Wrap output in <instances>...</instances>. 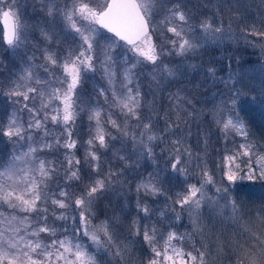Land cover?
Returning a JSON list of instances; mask_svg holds the SVG:
<instances>
[{"label":"snow or ice","instance_id":"obj_1","mask_svg":"<svg viewBox=\"0 0 264 264\" xmlns=\"http://www.w3.org/2000/svg\"><path fill=\"white\" fill-rule=\"evenodd\" d=\"M44 3L49 5L43 9L46 14L53 18L59 15L66 28L75 34L78 38V48L70 49L62 58L45 49L43 56L45 63L40 67L49 78L41 79L34 75L29 65L18 81L12 82V86L4 93L14 104L23 102L20 110H27L30 118L27 122L21 123L15 115L9 117L6 124L0 123V137H6L14 143L29 142L33 141V133H38L41 142L38 146L29 143L26 152L13 155L6 164L0 165V208L6 205L14 212L26 214L20 220L16 215L4 217L8 223L16 222L19 226L0 230V264H97L95 255L82 243V237H88L97 252L103 250L105 254L111 253L118 262L128 264L126 258L130 251L127 245L118 242L115 218L105 220L95 227L91 225L94 202L119 175L109 169L106 176L100 177L103 154L101 150H107L110 141L117 139L106 131L105 124H110L116 129L120 137L132 141L138 159L145 156L154 159L153 143L162 140L163 136L153 131L151 119L148 123L141 122L139 109L143 94L139 83L140 73L136 70L138 67L151 66V71L147 75L151 77L152 82L159 85L161 82L159 78L167 79L177 75V69L163 64L162 56L171 55L173 52L177 56L195 54L203 44L201 38L194 34V27L189 23V18L178 5L169 9L159 25L154 26L152 21L156 14V0H103L102 4H94L93 0H64L63 6H60L58 0H44ZM0 20L4 25L3 39L9 46L18 47L24 43L26 25L20 16L18 0H0ZM199 27L204 40L215 41L218 39L217 34L224 31L222 26H216L208 20L202 21ZM157 28L160 29V35L164 40L171 45L167 51L163 45L153 42L152 34ZM247 31L249 35L264 37V30H258L255 26ZM167 33H171V37ZM42 35L48 43H52L51 35L48 33ZM56 70L61 71L62 76L57 77ZM98 70L102 71L103 78L107 79L110 86L113 97L111 106L120 109L124 122L120 123L113 119L110 113L102 114L101 108L89 109L87 117L90 123L89 139L82 145L85 146L84 164L97 175L89 176L79 195L70 193L66 188H59L57 193H53L48 187V181L52 176L58 175L60 169L64 170L66 181L79 182L82 179L81 160L75 155L78 140L73 137L76 121L85 109L77 103L79 99L77 89L82 85L87 73ZM208 73L215 77L214 69H208ZM117 81L120 84L119 90L115 87ZM222 82L229 94L226 99L221 100L219 106L213 107L212 116L224 133L225 139L229 132H234L245 139V143L238 145L237 155L249 157V160L244 162L249 168L248 178L253 179L255 174L251 154L260 146L247 142L249 133L236 109L237 98L241 97L242 93L239 89L231 91L236 84L235 74ZM33 83L40 87L32 86ZM54 84H58L59 87H52ZM49 88L50 92L47 91ZM108 90L99 89V95L105 98V102H108L106 95ZM45 95L48 96L49 103L42 104L41 109L27 103L30 99ZM53 101H59V104L52 103ZM186 102L192 103L191 100ZM130 119L138 121L135 126L140 129L138 135L135 130L129 129L127 122ZM165 119H168L167 116ZM180 119L177 112V120ZM49 124L60 127L61 134L54 136ZM179 127V123L169 121L164 132H171ZM183 139L171 141L168 163L172 172H177L187 179V169L181 166V158L187 153L191 159V152L182 147ZM53 148L64 150L59 167L55 160L46 161L36 157L37 152ZM119 159L126 158L120 156ZM226 159L232 161L235 157L229 156ZM258 163L259 175L264 178V156L258 157ZM21 164L25 167H21ZM236 167L238 170L239 165ZM224 177L229 184H235L237 179L231 167L224 172ZM213 184H215L213 175L204 167L201 168L199 186L188 184L183 193H176L175 199L166 196V199L172 200L171 211L177 213L174 220L181 219L179 212L187 211L195 231H201L198 221L202 203L211 202V198H206L204 189ZM135 192L137 214L143 213L141 219L150 215L148 206L141 203L142 196L166 195L160 180L153 173L137 182ZM216 193L227 199L229 188L217 187ZM231 206L235 212L237 210L235 199L231 200ZM70 208L77 214L69 217L67 210ZM56 209L65 211L57 214ZM49 215L62 221L71 219L73 223L71 237L58 236V229L48 223ZM251 223L257 231L248 230L243 235L254 239L255 245L248 244L247 240L243 242L237 240L231 245L224 243L217 249V259L226 254L229 264H264V207L258 209L252 216ZM67 231L65 228L64 233ZM131 231L133 235L142 237L153 253L147 264H207L206 256L210 254L207 246L204 251L196 249V255L191 251L178 249L172 242L182 241L184 237L174 231H168L163 248L157 247V236L161 234L154 225L144 224L141 227L139 222L134 220ZM41 234L51 237L50 242L46 243Z\"/></svg>","mask_w":264,"mask_h":264},{"label":"rangeland","instance_id":"obj_2","mask_svg":"<svg viewBox=\"0 0 264 264\" xmlns=\"http://www.w3.org/2000/svg\"><path fill=\"white\" fill-rule=\"evenodd\" d=\"M173 1L175 2L173 5L180 3V0ZM164 2L168 5V0H156V14L153 16L152 21L154 26H158L161 18L166 15ZM183 2L186 9L184 13L186 14L187 11L186 16L189 18V23L194 27V34L201 38L203 46L195 54L188 53L185 56H177L173 52L171 55L162 56L163 64L177 69V75L167 79L159 78L161 80L159 85L152 82L151 77L147 75L151 71V66L137 68L136 71L140 73L139 83L143 94L139 115L142 118V123H148L149 119H151L153 131L163 136L162 140L153 143L154 152L157 151L161 154L160 158L163 159L167 152L166 140L171 138L172 141L173 137L171 136H174L173 132H164L167 123L176 119L177 112H179L180 117L188 118L187 121L190 124L194 123L190 127L178 131H181L182 136L187 137L188 144L185 148L189 150L193 149L191 159L189 158L185 164L186 167L190 166L189 169L193 168V172L187 173V179L182 176L184 179L180 181V186H182L183 191L186 190L188 184H197L199 186L200 172L201 168H203L201 165H205L203 162L204 153L216 152L224 146L225 152L235 157L232 161L225 158L224 163L222 161L214 162L211 164L212 168L207 169L209 174L213 175L215 184L208 185L204 189L206 198H211V202L202 203L200 220L198 221L201 225V231H195L187 211L181 212L182 215L187 213V217L183 219L185 220L184 222H181L182 220H179L177 223L172 222V226L168 229V231H174L177 235L184 237L182 241H173L172 245L174 247L183 249L185 252L191 251L193 255H196V249L204 251L205 246H207L210 253L206 256L207 264H229L226 254L220 259L216 258L218 247L224 243L231 245L237 240L241 242L247 240L248 244L255 245L256 241L249 239L243 233L248 230L252 232L257 231L252 227V216H254L258 209L264 207V178H261L259 175L260 165L258 163V157L264 156V37L249 35L247 31L252 26H255L258 30H264V0H184ZM58 3L60 6H63L64 0H58ZM93 3L102 4L103 0H93ZM196 3L200 4L198 8L200 18L194 17L198 13L194 10L196 9L194 8L196 7ZM18 4L21 19L26 25L24 30L26 39L24 43L18 47L9 46L3 39L4 28L0 20V123L5 124L8 122L9 117L13 115L21 123L27 122L30 118L27 110H20L23 102L14 104L4 95L12 86V82H17L29 65H31L34 75H38L41 79L49 78L40 66L45 63L43 60L45 49L55 54L57 50L50 48L49 43L44 39L42 34L48 33L51 37L54 34L56 40L63 42L61 44V50L63 51L58 54L61 58L70 49L76 50L78 48V38L66 28L61 17L59 15L55 18L50 17L43 10L49 7L48 4L44 3V0H18ZM192 10H194L193 13H191ZM205 20L210 21L216 26H222L224 30L221 34H217L218 39L215 41L203 39V33L199 25ZM196 21H198V24L195 25ZM171 35L168 34L169 37ZM152 37L153 42L163 45L166 51L171 48V45L160 35L159 28L152 34ZM240 41L246 45L244 54L246 62L242 61V57L237 50L234 60H227V66L225 65L224 68L221 66V68L228 70V74L230 75L235 74L236 84L235 88L231 90L235 91L239 89L242 93L241 97L237 98L236 109L239 111L240 118L244 121L245 128L249 133L247 142L260 146L256 148L254 154H251V163L255 174L253 179L248 178L249 168L247 163L244 162L248 161L249 157L237 155L238 145L245 143V139L239 135L237 140L228 141V136L234 134L232 132H229L225 139L224 133L214 122L212 116L211 111L213 107L219 105L222 99L227 98L222 94H218V88H220L218 81L215 80V84L214 77L208 73V69H214L216 76L217 68L206 65L204 70H199L212 56L213 53L211 52L213 51L210 50L218 49L224 54L225 48L228 45ZM254 47L259 48L254 51L252 50ZM206 52H209L207 57ZM234 52H236V49L232 53ZM255 54L257 58H254ZM216 58L217 56L214 57V59ZM195 74H198L196 78ZM55 75L60 77L62 76V72L56 70ZM205 75L209 76L207 83ZM32 86L40 87L34 83ZM52 87H59V85L54 84ZM115 87L117 90L120 89L119 81H117ZM101 88L109 89L106 93L108 102H105V98L99 95V89ZM47 91L50 92L51 88L47 89ZM77 93L79 94L77 103L85 109L76 121L73 137L78 140V149L84 140L86 142L89 139L90 124L87 118L89 109L98 107L103 110L102 114L110 113L112 117L123 116L122 114H118L116 106H111L113 105L111 101V98L113 99L112 92L107 79L103 78V73L100 70L94 73H87L82 85L77 89ZM180 96L181 100H183L181 102L180 99H177ZM164 98H169L165 105L163 102ZM211 99L212 101L215 100L210 102ZM187 100H191L192 103L188 104ZM176 101L177 103L180 102V105H177ZM27 103L29 106L35 105L37 109H41V105L48 104L49 100L47 95L43 97L37 96L36 99H30ZM52 103L59 104V101H53ZM208 113L209 116L207 117ZM166 116L167 120L165 119ZM24 117H26V120ZM118 122L121 123V120ZM127 123L130 130H138L137 132L139 133L140 129L135 127L137 122L130 119ZM49 128L54 136L61 134L60 127H54L49 124ZM88 128L89 131H87ZM166 134L170 137L166 136ZM116 137L119 138V143L120 140L123 141L125 139L120 137V133L118 132H116ZM40 142V134L33 133V141L27 142L25 149L23 141L14 143L10 142L6 137H0V148L3 145L7 147V151L0 154V158L3 160L0 161L1 165L6 164L13 155L26 152L29 143L33 146H38ZM128 142L130 146L133 145L130 139H128ZM77 149L75 150V155L78 158L80 153L78 154ZM121 149L123 150L121 147H116L114 151L117 150L119 152L117 153L121 155ZM105 151L108 154L109 147ZM63 153V149L57 150L53 148L52 150H45L41 154L37 152L36 157L46 161L55 160L57 167H59V162L63 160ZM135 155L137 156L136 151ZM136 158L140 164L152 160L146 156L139 159L137 156ZM160 158L157 159L160 160ZM217 158L222 160L218 155ZM105 162H108V160L103 156L100 172L109 168L105 165ZM237 165H239L238 170ZM20 166L25 167L24 164ZM108 166H110V163H108ZM229 167L232 168L237 176L235 184H229L224 177V172ZM85 173L92 177H96L97 175L96 173H92L86 164ZM172 173L173 175L177 174V172ZM84 174L82 175V182L86 184L88 181ZM58 176H63V179H65L63 169H60ZM65 182L62 187L58 184V190L59 188H66L67 191L70 190L68 185L70 186L72 181L69 182L65 179ZM217 187L229 188L227 199L221 198L222 194L216 193ZM121 189L122 186L118 188V190ZM127 191L128 194L123 196L109 191L103 193L106 202L103 208L100 207L101 203L97 204L98 199L94 202V215L91 218V225L95 227L105 220H113L115 218V232L117 233L118 242L121 245H127L130 251V255L126 258L128 264H147V260L153 256V253L151 251V254L147 256L142 255L148 244L143 242V240L139 241L138 236L133 235L131 231L132 222L134 220L139 222L140 218L134 211L137 203L135 187H127ZM233 199L236 200L237 204L235 212L231 206V200ZM177 208L179 210L178 206ZM149 210L151 215V208ZM0 213L3 214L0 215V230L19 226L16 222L10 224L4 219V217L14 215L13 212V214L7 211H0ZM22 218L17 216L18 220ZM69 223L73 227L72 220H69ZM49 225L53 226L54 224L49 223ZM55 227L57 226L55 225ZM168 231L162 233L163 238L157 236V247L163 248L164 238H166ZM65 235L71 237L72 234L65 233ZM50 240L46 241V243L50 242ZM82 243L89 252L95 255L97 264H109V261H111V264H124L123 261L118 262L115 260L111 256V253L105 254L103 250L97 252L88 237H82Z\"/></svg>","mask_w":264,"mask_h":264},{"label":"trees","instance_id":"obj_3","mask_svg":"<svg viewBox=\"0 0 264 264\" xmlns=\"http://www.w3.org/2000/svg\"><path fill=\"white\" fill-rule=\"evenodd\" d=\"M183 1L184 0H180L179 4L176 3L174 5H173V3H175V2L173 0H168V5H166V3H165L166 1H165L163 5L166 7V15H167L169 9H172L177 5L179 6L181 11L185 12L186 9H185ZM199 5L200 4L196 3V7H194V8H196L194 10H196L197 12H198V8L200 7ZM194 10H192L191 13H193ZM186 15H187V11H186ZM194 17L200 18V13L199 12L196 13V15ZM196 24H198V21L195 22V25ZM168 34H171V33H167V35ZM52 35H53L52 43H49V45H50V48L57 50L56 55L59 56L58 54H60V52L63 51V50H61L62 49L61 44L63 42H61V41L59 42L58 40H56V36L54 34H52ZM245 47H246L245 43L240 41L238 43H232L231 45H228L225 48L224 54L218 49L210 50V51H213V52H211V53H213L212 56L208 59V62L206 64H203L202 67L199 69V70H201V69L204 70L206 68V65L213 66V67L217 68L216 69L217 75L214 77V83L216 84V81H218V85L220 87V88H218V94H222L225 97H227V95L229 94L228 90L225 89L224 83L222 81L226 80V78H228L230 76V74H228V70H224L223 68L225 65L227 66V60H229V61L234 60L235 54L237 53V50L239 52V55L242 57V61L246 62V60L244 58V54H245V50H246ZM257 48H259V47H254V49H252V50L255 51V50H257ZM234 49H236V52L232 53L234 51ZM208 55H209V52H206V57ZM223 55H224V57H223ZM215 56H217L216 59H214ZM254 58H257L256 54L254 55ZM221 66H223V68H221ZM197 76H198V74H195V78ZM208 77H209L208 75H205L206 83L209 81ZM218 94H217V96L220 97ZM179 99H180V102L183 101V100H181V96L179 97ZM168 100H169V98L163 99L164 105L167 104ZM111 101L113 103L112 98H111ZM213 101H212V99L210 100V102H213ZM180 102L177 103V101H176L177 105H180ZM219 103H221V102H219ZM219 105H217V106H219ZM116 109H117L118 114L121 115L120 109L117 107H116ZM140 111L141 110H139V112ZM208 116H209V113H208L207 117ZM112 118L113 119L117 118V121L121 120V123L124 122V117H112ZM0 119H1V117H0ZM24 119L26 120V117H24ZM131 120H134L135 122L138 123V121L135 119H131ZM187 120H188V118L186 119L185 117H181L180 120H177V117H176V119L174 121L179 123L180 127H179V129H173L171 131L174 133L173 134L174 136H171V137H173L172 138L173 140L178 139V138H184V142L182 145V147H184V148L188 144V142L186 140L187 137L182 136L181 131L180 132H178V131L180 129H185L187 127H190L192 124H194V123L190 124ZM141 121H142V118H141ZM105 129L107 132H110L113 136H116L117 130L112 128L110 124H105ZM87 131H89V128ZM137 131L138 130H136V133L139 134ZM232 133H234V132H232ZM166 136L170 137L168 134H166ZM166 136H164V137H166ZM220 137H222V136H220ZM238 138H239V135L234 133V134H232V136H228V141L232 142L235 139L237 140ZM118 140H119V138L117 137V139L110 141L108 154L106 153L105 150H101L103 153L101 155V160L103 159V156H104L108 160V162H105V165H107V167H109V168L106 167L107 169H105L103 172H100V177L103 178L104 176H106L109 169H112L113 171L119 173V175L112 180L110 186L106 187V190L103 193H105V192L107 193V191H109V192L116 194V195H119V196L126 195V194H128L127 187L134 188L136 186L137 182L139 180H141L142 178L147 177L149 173H153L154 175H156L158 177V179L160 180L166 195H158L156 197H143V196L141 197V203L144 205H147L148 208H151V210H152V214L148 218L141 219V217L143 216L142 213H140L138 215L136 208L134 209V211L140 217L139 218V224L141 225V227L144 224H148L150 226L154 225L155 228L157 229L158 233H160L162 235L163 232L166 233L168 231V229L170 228L169 227L170 225L172 226V222L173 223L178 222V221L174 220V216L177 213H174L171 211L172 200L166 199V196H170V197H172V199H175L176 193H178V192L183 193L184 192L182 189V186H180V181H182L184 178L179 173H177L176 175H173V173L171 171V166L168 163L169 156H170L169 148H170L171 138H168L166 140L167 152H166L164 159L160 158L161 154H159L156 151V152H154V159H152L150 162H146L144 164H140L139 161L137 160V158H136L137 156L135 155L133 145L130 146L127 138H125L123 141L120 140V143L118 142ZM23 143L25 144V149H26V143L27 142L23 141ZM84 144H85V140L80 144L79 148L77 149L78 154L80 153L78 158L81 160V165H80L81 176L85 173V164H84L85 147L82 146ZM116 147L123 148V150L121 149V155L118 154L119 152L117 150L114 151V149ZM4 151L5 152L7 151L6 145H3L0 148V154H2ZM189 151L192 153L193 149H190ZM42 152H38V153L41 154ZM217 155L220 156L222 158V160H219L217 158ZM120 156H124L126 159L121 160V159H119ZM229 156L230 155L225 152V147L223 146L220 150H217L216 152L204 153L203 154V160H204L203 162L205 165H201V166L203 168L206 167L207 169L212 168V166H211L212 163L217 162V161H222L224 163L225 158L229 157ZM157 158H160V160H158ZM188 159H189V156L186 153L181 158V166L186 167L185 164H186V161ZM0 161H3V160L0 158ZM108 163H110V166H108ZM1 164L2 163H0V165ZM189 167L190 166L186 167L187 173L193 172V168L189 169ZM84 175H85L86 180L88 181L89 176L86 175V173ZM64 183H66V182H65V179H63V176L54 175L48 181V187L51 189L52 192L57 193L58 192V184H59V186L62 187ZM84 186H85V184H83L82 179L79 182L72 181V184L70 186L68 185V188L70 189L68 191L70 193L75 194V195H79L80 192L83 190ZM121 186H122V189L118 190V188ZM103 193L101 195H99L98 200H97V204L99 205L101 203L100 207H102V208H103L104 203L106 202L104 200V194ZM51 210H52V208H51V205L49 203V211L51 212ZM0 211H7L10 214L13 212L14 215H16L18 217H23V215H26L24 213L14 212L13 210L8 209L6 205L4 206V208H0ZM56 211H57V214H59L60 211H65V210L56 209ZM67 212H68L69 217L73 216V214H76V212L71 208L68 209ZM177 212H179L178 208H177ZM161 213H163V215H161ZM179 214L181 217L180 220H182L181 222H184L185 220H183V219L187 217V213L186 214L184 213V215H182L181 212H179ZM69 220H71V219H69ZM69 220L68 221L57 220L54 216L49 215L48 223L54 224L53 225L54 227L56 225L57 227H55V228L58 229V236L62 237L63 235H65V233H64L65 227L68 229L67 234H72V226H71V223H69ZM161 235H158V236H161ZM41 238L45 242L51 239V237H48L47 234H41ZM138 238H139V241L143 240L142 237H138ZM148 254H151V249L149 248V246L146 249H144L142 255L147 256Z\"/></svg>","mask_w":264,"mask_h":264},{"label":"water","instance_id":"obj_4","mask_svg":"<svg viewBox=\"0 0 264 264\" xmlns=\"http://www.w3.org/2000/svg\"><path fill=\"white\" fill-rule=\"evenodd\" d=\"M1 22H2V20H1ZM2 25H3V22H2ZM3 28H4V25H3Z\"/></svg>","mask_w":264,"mask_h":264}]
</instances>
